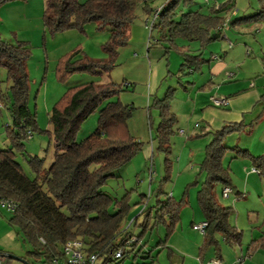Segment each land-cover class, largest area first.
Wrapping results in <instances>:
<instances>
[{"label": "trees", "instance_id": "1", "mask_svg": "<svg viewBox=\"0 0 264 264\" xmlns=\"http://www.w3.org/2000/svg\"><path fill=\"white\" fill-rule=\"evenodd\" d=\"M12 1L15 0H0V6ZM258 1L262 5L260 10L243 20H264V0ZM192 2L165 0L151 23V28L160 30L157 39L165 52L176 48L181 55L179 76L189 70H200L205 62L201 49L217 38L212 33L225 22L221 14L225 11L224 5L202 13L199 9L189 8ZM137 5L138 0H45L42 21L51 34L69 29L84 31L85 25L91 22L97 29L107 27L109 30L107 40L101 44L107 58H89L83 53L79 55L77 47L73 48L59 58L57 76L66 79L74 73L107 74L116 65L118 47L127 41ZM143 9L147 13L153 11L147 3ZM177 39L196 41L198 49H179L183 46L177 44ZM29 56L30 47L26 41L12 43L0 40V67L6 70L7 81L5 92L0 90V104L6 107L10 119L5 126L7 145L0 147V198L16 203L9 217L10 224L22 236L23 242L31 247L28 254L33 257L43 255L44 261L51 262L54 257H61L64 242L79 238L87 252L104 257L102 264L127 260L129 264H150L151 250H144L145 244L141 240L148 220L140 224L143 228L137 235L123 228L122 222L130 207L126 195L113 199L102 190L113 171L126 164L142 148V143L130 134L127 127L133 107L118 99L109 100L128 87L110 79L103 82L79 81L69 86L48 114L53 147L51 162L45 167L43 157L29 156L26 161L33 173L30 176L16 159V154L23 151L24 140L28 139L27 131L32 134L37 127L35 113L27 104L26 61ZM174 90L168 87L164 97H155L149 106L158 113L153 138L157 149H170V137L176 121L170 110ZM94 112H97L95 129L77 141L76 134L81 124ZM243 127L242 123H227L213 132L205 147L200 164L204 180L197 190V202L207 222L202 247L216 244V234L226 242L240 240L241 233L229 223L232 209L217 202L213 189L217 183L231 187L229 170L222 164L228 150L224 142L228 134L240 132ZM231 150L249 156L254 168L264 178V154L251 156L236 146ZM166 167L168 171L170 165ZM179 205L180 201L167 198L164 204L157 206L154 223L165 222L167 217L169 228L173 227ZM132 236L136 240L128 242ZM252 248L264 249V235L251 241L248 249ZM118 249H122V254L114 258ZM216 253L219 255V250ZM139 258H148L149 261L138 263Z\"/></svg>", "mask_w": 264, "mask_h": 264}, {"label": "rangeland", "instance_id": "2", "mask_svg": "<svg viewBox=\"0 0 264 264\" xmlns=\"http://www.w3.org/2000/svg\"><path fill=\"white\" fill-rule=\"evenodd\" d=\"M158 1L160 0L148 2L138 0L135 10L136 17L131 26L145 19V15L148 14L143 9L146 3L153 8ZM192 1L197 6L191 4L190 9H198V6L201 5L202 8L205 7V10L208 9V11L212 7L214 9L218 8L226 2V0ZM44 3L45 0H15L0 6V40L12 43L26 41L30 47V56L26 61L28 76L27 104L30 110L35 113L37 127L33 130L31 137L24 140L23 151L16 154V159L20 162L24 172L30 176H33V173L26 158L34 155L43 157L45 167L51 162L53 147L48 114L54 103L62 97L69 86L76 84L75 82L89 80L103 82L110 79L120 83L123 78L121 63L127 58L129 48L132 49L131 45L133 44L128 41V35L127 41L117 49L116 65L107 74L74 73L66 79H60L57 76L56 67L59 58L66 53L69 46L72 49L77 47L80 50L79 55L83 53L93 59L107 58V53L103 50L101 44L107 40L109 30L107 27L97 29L96 24L91 22L85 25L84 31L69 29L51 34L43 26ZM157 12L158 10L154 13ZM240 29L241 34H232L228 31L225 34L230 40H233L234 37L245 40L251 55L245 56L247 60H242L241 65L236 69L242 67L248 71V76L251 79H255L259 75L253 69L255 68L256 58L258 55L264 57L262 55L264 54V20L244 23ZM257 30H260V32H257ZM159 31L157 27L151 28V31H149L150 40L157 38ZM217 41L219 42L212 43L205 48L206 55L209 54L210 50H216L218 44L224 43L225 40ZM250 47L254 50L255 55L252 54ZM218 50L216 51L218 52ZM170 54L169 70L171 75L164 80L162 89L159 92L160 96L163 95L168 86H180L181 83L186 86L188 80L196 79L195 84L197 87L204 82L207 73L205 67L199 71L186 72L179 76L177 72L182 59L176 52ZM260 61H262V58H260ZM258 72L262 73L261 69ZM129 87V90H131L132 85L130 84ZM6 88V70L0 67V90L5 92ZM182 91V86L174 90L171 107H175L176 103L177 106L182 107L180 104V98L182 97L180 93ZM116 99H118V95L109 98L111 101ZM149 106L148 109H150ZM0 111V147H5L7 145L5 126L10 123V119L6 107L2 104H0ZM157 119L158 113L156 110L152 111L151 117L150 115L146 116L145 108L137 105L133 107L132 115L127 120V127L130 134L142 143V148L126 164L113 171L102 186V190L113 199H120L123 195H126L130 207L122 222L123 228H127L128 231L137 235L143 228L140 224L148 220L147 229L141 235V240L145 244L144 250H151L152 258L150 260L152 262L150 264H212L210 260L218 258L216 250H219L222 256L219 258L221 264H233L239 257L242 258V264H264V249H248L253 239L264 235V182H261L260 187H257V189L253 187L244 189L245 179L237 174L233 175L229 171L231 184L236 186L240 193L232 192L229 197L224 198L221 194L222 185L217 183L214 186L213 190L217 202L232 209L229 223L241 235L239 242H226L220 234H216V244L202 247L204 236L194 230L192 224L204 220L197 202V190L204 180V174L200 171V164L205 149L202 147L200 152L195 145H191L189 142H187L186 147L181 148L180 144L176 142L178 134L175 131L170 137V149H157L153 141L156 135ZM178 120L179 118L176 119L173 130H176L179 126ZM193 122L194 120L191 124ZM96 125L97 112H94L81 124L76 134V140H83L95 129ZM259 135H261V132ZM192 139H196L195 136ZM189 147L192 148V152H189ZM179 159H181V167L183 166L181 171H179L178 166ZM169 165L167 171L166 166ZM251 183L253 184V182H250V185ZM167 198L174 202L180 201L177 220L174 226L170 228V221L167 217H165V222L154 223L157 206L160 207L164 204ZM9 213L7 211V214ZM247 251L252 252L250 257L246 256ZM43 259V255L32 256L30 264H54L52 261H44ZM147 260L148 258L144 260L139 258L138 263ZM122 263L117 262V264ZM123 264H129V261L127 260Z\"/></svg>", "mask_w": 264, "mask_h": 264}, {"label": "crops", "instance_id": "3", "mask_svg": "<svg viewBox=\"0 0 264 264\" xmlns=\"http://www.w3.org/2000/svg\"><path fill=\"white\" fill-rule=\"evenodd\" d=\"M205 1L208 2L209 0ZM164 3L165 0L158 1L153 7V11L146 14L143 21L130 25L128 41L133 43L131 45L132 49L129 48L127 58L121 63L123 72L121 82L128 89L118 94V100L132 107L137 105L145 108L146 116L150 115L151 117L152 111L155 109H148L150 101L152 103L155 97H164L167 88L170 87L168 86L163 95L160 96L159 92L162 89L164 80L171 75L169 70L170 53L176 52L179 54L176 48L165 52L164 46L157 39L160 33L157 38L150 40L149 31H151V27L148 28L146 25L155 18L154 12L161 9ZM193 4L194 2H192ZM195 4L194 6H197ZM223 5L222 8L225 11L221 14L225 22L212 33L217 38L201 49L205 62L200 70L205 67L207 72L204 82L197 87L195 84L196 79L188 80L186 86L181 83L180 86H182L183 91L180 93V96H182L180 104L182 107L177 106V103L175 107H171L170 101V110L174 113L176 119L179 118L177 122L179 126L174 130L178 134L176 142L180 144L181 148L186 147L187 142H189V144L195 145L200 152L201 148L204 147L205 149L210 142L209 140L215 130L227 123H242L244 127L240 132H232L225 139L224 143L228 150L224 154L222 164L233 175L237 174L245 179L244 189H250V187L257 189V187H260L261 182H264L262 181L264 178L254 168L249 156L237 154L231 148L236 146L239 149H244L251 156L264 154V57L257 56L255 68L253 69L259 75L255 79H251L248 76V71L242 67L241 69H236L241 65L242 60H247L245 56L251 55L245 40L236 37L230 40L225 32L241 34L240 27L244 23H250L243 20V18L254 15L260 10L262 5L258 0H226ZM198 7L202 13L209 12L208 9L205 10V7L202 8L201 5ZM257 32H260V30H257ZM217 40L225 41L220 45L218 44V48H216V50L219 49L218 52L213 49L206 55L205 48L212 43H218L219 41ZM176 41L179 46H183L179 49H198L196 41L188 42L182 39H177ZM70 49H72L71 46L67 48L66 52ZM250 50L255 55L252 47H250ZM213 55H216L217 58H213ZM179 56L181 58L180 54ZM260 58H262V61H260ZM259 69H261L262 73L258 72ZM188 72L192 73L190 70ZM228 73H232V75L228 76ZM177 74L179 75L178 72ZM130 84L132 85L131 90H129ZM180 86H172V88L176 90ZM212 96L226 97L228 100L227 105L224 107L212 105L210 102ZM179 112L180 114H178ZM193 120L194 122L191 124ZM260 132L261 135H259ZM193 136L196 139H192ZM255 140L256 143L254 144ZM191 149L189 147V152H192ZM178 166L179 171H181L183 169V166L181 167V159H179ZM256 175L257 177H255ZM250 182H253V184L251 183L250 185ZM231 188L233 192L240 193L236 186L231 184ZM10 215L11 213L7 214V211L0 207V264H23L17 259L10 258L7 254L23 258L30 264L32 256L28 254V251L31 247L23 242L22 236L10 224ZM216 255L218 259L222 257L220 252L219 255L218 253ZM251 255L252 252H246V256L250 257Z\"/></svg>", "mask_w": 264, "mask_h": 264}, {"label": "built area", "instance_id": "4", "mask_svg": "<svg viewBox=\"0 0 264 264\" xmlns=\"http://www.w3.org/2000/svg\"><path fill=\"white\" fill-rule=\"evenodd\" d=\"M157 13H154V17ZM148 28L151 27V22L146 25ZM213 58H217L216 55L212 56ZM232 73H228V76H231ZM210 102L212 105L217 107H224L227 105L228 100L224 96H212L210 98ZM28 138L31 137V133L27 131ZM255 170V169H254ZM233 192L232 188L230 186L224 185L221 190L222 197L227 198L230 196V194ZM0 207L5 209L8 212H13L16 203L10 199L7 198H0ZM207 222L205 220L193 224L192 228L202 235H204L206 230ZM136 240V237L132 236L128 242H133ZM40 241L43 242V239L40 238ZM62 256L61 257H54L52 259V262L54 264H102L104 257L102 255H99L95 252H87L85 249L84 242L79 238H73L69 239L64 242L61 248ZM122 254V249H118L113 257L119 258ZM212 264H221L220 260L218 258H213L210 260ZM233 264H242V258H237Z\"/></svg>", "mask_w": 264, "mask_h": 264}, {"label": "water", "instance_id": "5", "mask_svg": "<svg viewBox=\"0 0 264 264\" xmlns=\"http://www.w3.org/2000/svg\"><path fill=\"white\" fill-rule=\"evenodd\" d=\"M7 256H9V257L12 258V259H17V260H19L20 262H22L23 264H28L23 258L17 257V256L12 255V254H7Z\"/></svg>", "mask_w": 264, "mask_h": 264}]
</instances>
